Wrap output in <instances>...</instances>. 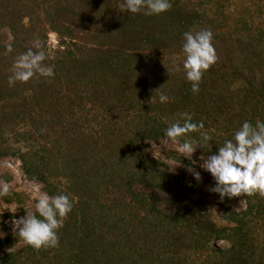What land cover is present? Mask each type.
Listing matches in <instances>:
<instances>
[{"label": "trees", "instance_id": "trees-1", "mask_svg": "<svg viewBox=\"0 0 264 264\" xmlns=\"http://www.w3.org/2000/svg\"><path fill=\"white\" fill-rule=\"evenodd\" d=\"M122 2L0 0V160H19L44 192L74 201L59 247L36 250L12 232L0 236V264H264V196H243L246 208L233 211L192 160L165 153L201 181L172 174L143 148L167 138L184 112L212 137L211 151L197 149L203 156L243 122L264 121V0H171L160 15L122 13ZM190 30H211L218 56L198 94L183 70ZM49 33L65 39L64 52L48 51ZM30 49L46 53L54 78L10 86L16 58ZM207 200L226 208L225 225ZM3 202L26 201L13 188L0 197V230L26 211L2 213Z\"/></svg>", "mask_w": 264, "mask_h": 264}, {"label": "clouds", "instance_id": "clouds-1", "mask_svg": "<svg viewBox=\"0 0 264 264\" xmlns=\"http://www.w3.org/2000/svg\"><path fill=\"white\" fill-rule=\"evenodd\" d=\"M171 7V0H123L120 4L122 13L145 15H160L168 12ZM183 37L182 50L186 57L183 70L187 80L192 83V92L198 94L204 74L218 60L213 45L214 36L211 30H190L184 32ZM63 43L64 39L61 38L57 47L63 48ZM13 51L11 45L6 49V53ZM46 59L44 51L34 52L30 49L20 54L16 58L13 75L8 78V84L15 86L17 81L27 83L34 78H54V68L45 63ZM175 70L180 69L175 66ZM159 99L161 103H165L169 97L161 94ZM203 129L202 122L194 123L192 114L184 112L180 114V120L167 128L165 134L174 144H179V151L191 160L200 147L211 151L209 141L212 137ZM192 134H198L199 138ZM200 159L203 161L200 167L215 179L216 184L211 191L219 194L222 199L252 196L257 193L264 196V121L257 120L255 126L251 122H243L235 132L234 138L226 140L223 146L219 147L217 154L202 155ZM189 172L197 181L202 180L200 172L195 168H189ZM9 195V184L0 181V197ZM73 207L74 201L68 194L50 196L44 192L37 198L34 211L26 210L25 217L13 219V231L25 244L36 250L59 247V230L63 228Z\"/></svg>", "mask_w": 264, "mask_h": 264}, {"label": "rangeland", "instance_id": "rangeland-1", "mask_svg": "<svg viewBox=\"0 0 264 264\" xmlns=\"http://www.w3.org/2000/svg\"><path fill=\"white\" fill-rule=\"evenodd\" d=\"M240 7V5H239ZM241 9V8H239ZM56 39V40H55ZM63 39V38H62ZM61 40V36L56 34V33H49L48 35V41H47V48L48 51L53 54L54 52H64L66 45H64V48L59 49L57 47L58 42ZM65 40V39H64ZM58 41V42H57ZM67 43V42H66ZM34 47L36 49H39L41 47V42H36L34 43ZM54 58V57H52ZM143 148L145 152L152 158L155 159L159 164H165L166 166L169 167L171 170V173L174 175H186L189 179H193L194 176L189 172V168H192L190 165L187 164H182V163H177L174 160L168 159L165 155V153H171L176 155L179 158L182 159H190V157H186L185 154L181 153L179 151V144H174L168 137L164 138L161 140L159 144L151 143V142H144L143 143ZM202 155L199 153V150H197L192 157V162L196 161L197 157H201ZM193 165V164H192ZM22 164L19 160L12 158V159H4L0 160V175L10 173L12 174L13 179L11 180L9 184L10 189L13 188L16 192H21L24 193V199H25V204L20 206L17 203L13 204H6L3 202L2 206V213H11V214H18L20 213L21 207L24 206L26 210L28 211H34V204L37 200V198L44 193L43 191V185L39 183L38 181H33L29 178H27L21 169ZM194 167V166H193ZM200 168V167H198ZM201 170H203L201 168ZM204 171V170H203ZM206 172V171H204ZM208 173V172H206ZM211 175V174H210ZM139 190L144 192L146 189H141L139 187ZM151 191V190H150ZM148 192L151 194V192ZM170 197L168 195H163V197ZM198 197H196L194 200H197ZM208 201V200H207ZM245 201V200H244ZM209 203H211L213 206H211V210L209 211L211 219L216 222L218 225H225L226 222L223 220V217L226 214V208H229L233 211L236 212H241L246 208V201L241 204V200L239 197H234V198H227L225 201L226 208L217 205L214 203V200H209ZM189 206H192L191 204ZM162 209L165 211H169L172 209L169 207L166 203H164L162 206ZM26 216V211L24 213V216ZM13 220H2V225L3 228L0 230V236L2 237H7L10 233L14 232L13 231ZM23 246L22 243H20L17 246V249H20ZM219 246L224 248L227 247L228 244L224 241L219 243ZM5 250L0 251V257L5 254Z\"/></svg>", "mask_w": 264, "mask_h": 264}, {"label": "built area", "instance_id": "built-area-1", "mask_svg": "<svg viewBox=\"0 0 264 264\" xmlns=\"http://www.w3.org/2000/svg\"><path fill=\"white\" fill-rule=\"evenodd\" d=\"M56 40V39H55ZM58 42V41H57ZM203 163V161H201V159H200V157H197L196 158V161H195V163H194V165H196V166H198V167H200V165ZM201 168V167H200ZM207 172V171H206ZM209 173V172H208ZM210 174V173H209ZM240 198V200L242 201V200H245L244 199V197L243 196H240L239 197ZM245 202V201H244ZM246 203V202H245Z\"/></svg>", "mask_w": 264, "mask_h": 264}]
</instances>
